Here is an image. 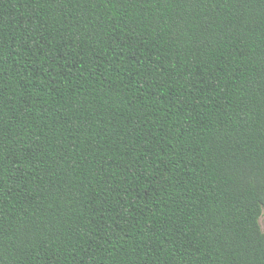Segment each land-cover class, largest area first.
<instances>
[{"label":"trees","instance_id":"trees-1","mask_svg":"<svg viewBox=\"0 0 264 264\" xmlns=\"http://www.w3.org/2000/svg\"><path fill=\"white\" fill-rule=\"evenodd\" d=\"M263 210L264 0H0V264H264Z\"/></svg>","mask_w":264,"mask_h":264},{"label":"snow or ice","instance_id":"snow-or-ice-1","mask_svg":"<svg viewBox=\"0 0 264 264\" xmlns=\"http://www.w3.org/2000/svg\"><path fill=\"white\" fill-rule=\"evenodd\" d=\"M261 225L264 226V218L261 219Z\"/></svg>","mask_w":264,"mask_h":264},{"label":"rangeland","instance_id":"rangeland-1","mask_svg":"<svg viewBox=\"0 0 264 264\" xmlns=\"http://www.w3.org/2000/svg\"><path fill=\"white\" fill-rule=\"evenodd\" d=\"M263 216H264V210H263ZM260 224H261V220H260ZM261 227H262V230L264 231V227L262 225H261Z\"/></svg>","mask_w":264,"mask_h":264}]
</instances>
